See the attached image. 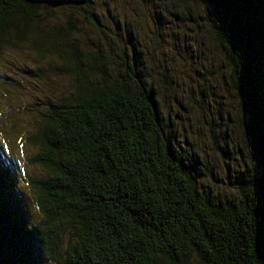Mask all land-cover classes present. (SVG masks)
<instances>
[{
	"label": "trees",
	"instance_id": "16d2710c",
	"mask_svg": "<svg viewBox=\"0 0 264 264\" xmlns=\"http://www.w3.org/2000/svg\"><path fill=\"white\" fill-rule=\"evenodd\" d=\"M125 1L132 4L110 0L117 10ZM95 2L0 0V65L6 53L23 57L21 49L42 59L0 71L2 94H15L20 73L50 68L47 56L58 60L55 74L69 79L57 97L47 84L32 110L22 104L34 120L23 137L35 149L27 162L40 172L24 174V193L19 175L0 163V264H264V0H199L213 16L212 31L196 35L222 53L213 54L220 74L246 117L235 152L228 130L213 145L227 160L226 180L206 146L170 129L141 56L127 51L131 38L121 44ZM83 24L91 38L78 37ZM166 74L161 89H171ZM185 97L187 111L192 99ZM0 103L11 105L12 97ZM15 126L7 127L12 135Z\"/></svg>",
	"mask_w": 264,
	"mask_h": 264
},
{
	"label": "rangeland",
	"instance_id": "374dc122",
	"mask_svg": "<svg viewBox=\"0 0 264 264\" xmlns=\"http://www.w3.org/2000/svg\"><path fill=\"white\" fill-rule=\"evenodd\" d=\"M95 1L96 12L102 16L104 22L108 23L111 32L119 33L122 36L120 37L121 44L131 38L134 50L129 47L127 51L130 55H132L131 51H134L138 56H141L143 77L146 79L148 77L149 82H153L158 93V100L164 104L161 110L162 114L165 115L164 120L170 125V129L177 132L181 139L185 134L191 142L193 141L195 144L198 142L202 146H206L208 158L221 171V167H225L227 160L222 158L221 154L213 148V145L216 140L223 144L224 130H228L230 133L228 145L231 152H235L238 139L240 142L243 139L242 127H245L246 117L243 110L239 109L240 103L234 95V91L227 87L226 81H223L225 75L220 74L222 68L219 63L220 60L218 61L213 55H216L220 50L215 44L206 43V38L204 40L208 46L203 45L202 38L200 39L196 35L202 32L210 34L212 31L209 30L212 27L211 19L213 16L207 5L201 4L199 0H185L186 7H180L175 0H167V3L164 4H162L164 0H142L145 5L140 4L142 2L138 3L136 0H132V4L125 1V9L117 10V7H113V2L110 0ZM155 5L157 7L154 10ZM66 9H57L53 12V23L60 20L59 17L64 15L62 12ZM154 12L157 14L153 16L152 13ZM177 14L179 15L177 16ZM61 19L63 18L61 17ZM122 19L125 23L121 22ZM79 27L81 29V34L78 33L79 38H91L93 30L87 24ZM111 32H107L109 34L107 38L109 42L114 43L116 36ZM20 53L23 54V57H20L18 53H6L4 61L2 60L3 64L0 65V71L4 72L7 67H13V65L25 69L34 62L42 63V59L37 57L35 53L24 51V49H21ZM219 56L222 57L221 52ZM46 58L50 65H45L50 66V68L43 67L40 76L30 74L29 77H26L20 73L18 77L20 81L17 80L14 83L17 90L14 95L13 93L10 95L12 104L9 105L10 102L7 105L0 103L1 164L19 175L17 185L24 193L28 191L24 174H38L40 172L38 165L27 162L34 154L35 149L29 148L23 137L31 131V124L34 120L31 119L30 115L23 113L24 107L32 110L36 102L45 99L46 95L38 91V88L43 90L47 84H53L50 90L55 88V94L52 93L53 97H57L60 92L65 90L64 88L69 87L68 78L55 74L54 63H58L57 58L53 56ZM164 73H167L164 80L171 86V89H161L160 87L163 84L161 76ZM228 76L225 79L229 82L230 76L229 78ZM159 83L160 85H158ZM2 87L3 85L0 86V102L3 98L5 100L10 99V97L2 94ZM4 89L8 90L10 86H4ZM48 91L44 90V92ZM187 92L190 93L192 99V108H187L188 112L181 108V105L188 104V98L185 97ZM199 95L202 96L200 103H198L200 101ZM207 107L210 110H207ZM179 113L182 115L181 118L177 117ZM201 114L204 115L203 119ZM231 114L232 116L235 115V125L231 123L230 126L227 125L228 127H226L227 121L229 122L228 116ZM168 116L173 119V122L168 121L170 120ZM205 118L211 119V121L206 122ZM15 121V127L19 130L18 135H12L7 130L8 125ZM19 123L22 126L19 127ZM20 134L23 135L19 137ZM214 134L216 139H214ZM236 157L240 159L241 153ZM248 157L246 155L243 158L247 160ZM232 162H235V159H232ZM220 171L218 177L226 180L225 170Z\"/></svg>",
	"mask_w": 264,
	"mask_h": 264
},
{
	"label": "snow or ice",
	"instance_id": "6c2138e0",
	"mask_svg": "<svg viewBox=\"0 0 264 264\" xmlns=\"http://www.w3.org/2000/svg\"><path fill=\"white\" fill-rule=\"evenodd\" d=\"M0 163H2V158H0ZM0 250H2V246H0Z\"/></svg>",
	"mask_w": 264,
	"mask_h": 264
}]
</instances>
